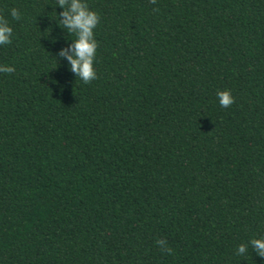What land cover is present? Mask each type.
<instances>
[{
  "label": "trees",
  "instance_id": "16d2710c",
  "mask_svg": "<svg viewBox=\"0 0 264 264\" xmlns=\"http://www.w3.org/2000/svg\"><path fill=\"white\" fill-rule=\"evenodd\" d=\"M85 2L87 84L56 0H0V264H264V0Z\"/></svg>",
  "mask_w": 264,
  "mask_h": 264
},
{
  "label": "clouds",
  "instance_id": "9594fccd",
  "mask_svg": "<svg viewBox=\"0 0 264 264\" xmlns=\"http://www.w3.org/2000/svg\"><path fill=\"white\" fill-rule=\"evenodd\" d=\"M55 5H59L61 11L56 14L57 25L63 28L73 38L66 48H60L57 53L58 57L63 58L67 62V67L85 84L96 78L94 69V59L98 42L94 38L93 30L99 23L98 14L90 9L85 0H56ZM7 17L12 21H19L22 17L21 11L17 7L7 9ZM0 15V46L11 43L13 29L9 23V19ZM15 69L7 64H0V73H12ZM217 101L222 108H227L233 104V97L227 89L219 90L216 93ZM156 243L167 251L166 241L161 239ZM251 246L252 251L260 258L264 259V236L251 238L247 243L238 244L236 247L237 254L243 256L248 247Z\"/></svg>",
  "mask_w": 264,
  "mask_h": 264
}]
</instances>
